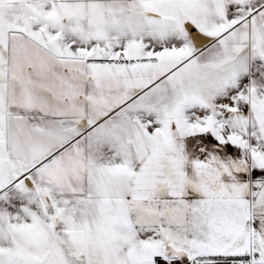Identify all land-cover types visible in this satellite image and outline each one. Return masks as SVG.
<instances>
[{"label":"snow or ice","instance_id":"snow-or-ice-1","mask_svg":"<svg viewBox=\"0 0 264 264\" xmlns=\"http://www.w3.org/2000/svg\"><path fill=\"white\" fill-rule=\"evenodd\" d=\"M0 264H264V0H0Z\"/></svg>","mask_w":264,"mask_h":264}]
</instances>
